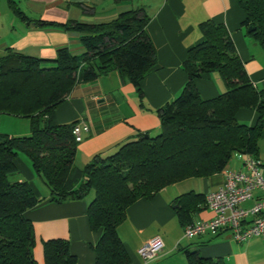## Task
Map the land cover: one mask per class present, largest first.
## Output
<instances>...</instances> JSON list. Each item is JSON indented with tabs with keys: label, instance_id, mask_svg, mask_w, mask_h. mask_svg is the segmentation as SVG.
<instances>
[{
	"label": "trees",
	"instance_id": "obj_1",
	"mask_svg": "<svg viewBox=\"0 0 264 264\" xmlns=\"http://www.w3.org/2000/svg\"><path fill=\"white\" fill-rule=\"evenodd\" d=\"M237 3L245 16L241 27L264 51V0ZM148 20L139 9L102 24L41 21L44 27L79 34L83 54L75 56L61 48L53 60L16 53L0 59V115L26 118L30 123L28 136L0 134V264H38L33 255V226L26 212L39 202L28 183L8 179L17 173L14 161L18 154L30 160L50 192V202L91 198L89 226L91 231L100 232L93 248L95 264H129L117 228L136 201L149 200L185 179L221 172L235 154L258 160L264 90L258 91L250 83L224 26L207 21L199 27L203 41L188 51L182 66L188 77L186 85L178 97L157 110L159 133L140 135L110 155L95 156L82 168L74 165L78 144L72 128L77 122L57 125L53 111L76 85L111 72L127 79L140 93V82L156 63L154 48L145 34ZM248 28L254 31L248 33ZM211 73L221 77L227 90L204 100L193 83ZM240 109L255 111L256 124L238 123L235 114ZM191 196L176 200L182 227L191 224L185 201ZM185 256L187 264H222L200 259L195 252H185ZM43 259L45 264H77L68 241L62 239L43 242Z\"/></svg>",
	"mask_w": 264,
	"mask_h": 264
},
{
	"label": "crops",
	"instance_id": "obj_2",
	"mask_svg": "<svg viewBox=\"0 0 264 264\" xmlns=\"http://www.w3.org/2000/svg\"><path fill=\"white\" fill-rule=\"evenodd\" d=\"M12 7L25 19L18 17ZM139 9L149 19L145 34L156 58L154 68L139 84L140 93L127 79L111 72L93 82L76 85L53 111L57 125L81 122L89 127L77 147L74 160L77 168L84 167L95 156L114 153L140 135L159 133L157 110L178 97L186 85L188 77L182 66L188 51L203 41L199 27L204 22L224 26L250 83L256 90H264V51L241 27L245 16L237 0H0V59L16 53L53 60L61 48L79 56L84 51L79 34L44 27L40 22L102 24L115 20L123 12ZM193 85L204 100L216 98L227 90L217 73L195 80ZM257 118L256 112L248 109L235 114L238 123L248 126L255 125ZM27 129L22 136L29 135ZM78 155L80 162L76 160ZM238 155L231 168L226 166L208 177L185 179L162 189L149 200L132 204L117 228L129 264H144L138 252L155 237L162 240L163 249L146 264H187L185 252H195L200 259L222 264H264V239L236 243L228 231L217 237L186 239L176 214L179 207L176 200L191 194L185 200L191 223L211 220L213 213L203 204V198L222 185L225 173L243 169L245 155ZM258 160L264 164V129L258 140ZM261 172L264 174V168ZM18 173L17 169L16 176ZM25 179L39 202L26 212L33 226V255L38 264H45L43 242L52 239L67 240L77 264H95L93 248L100 232L91 231L89 226L87 208L91 198L55 204L50 202V192L42 181L37 185L34 177ZM11 181L26 182L20 177Z\"/></svg>",
	"mask_w": 264,
	"mask_h": 264
},
{
	"label": "built area",
	"instance_id": "obj_3",
	"mask_svg": "<svg viewBox=\"0 0 264 264\" xmlns=\"http://www.w3.org/2000/svg\"><path fill=\"white\" fill-rule=\"evenodd\" d=\"M88 132V125L81 122L72 128L77 144L82 143L84 134ZM242 165L241 171L225 173L222 185L205 196V206L213 213V218L186 225L184 238L217 237L228 231L236 243H245L252 238L264 239V174L261 162L245 156ZM256 192L259 196H255ZM247 203H251L249 207L244 206ZM162 249V240L155 237L138 254L146 264L153 261Z\"/></svg>",
	"mask_w": 264,
	"mask_h": 264
},
{
	"label": "rangeland",
	"instance_id": "obj_4",
	"mask_svg": "<svg viewBox=\"0 0 264 264\" xmlns=\"http://www.w3.org/2000/svg\"><path fill=\"white\" fill-rule=\"evenodd\" d=\"M26 127H28L27 130H28V132H30V123H29V120L26 118L16 117V116H11V115H6V114L0 115V134H2V135L10 136V134H14V136H10V137H23L21 134H22V132H24V129H26ZM25 136H27V135H25ZM153 136H155V135H153ZM76 154H77V152H76ZM238 156H239L238 154H235V156L233 155L232 159L230 160V162L227 165V168H231L235 165V162L237 161L236 158ZM79 159H80V156L78 155V158L76 160L78 162H80ZM15 162H16L15 165L17 164L16 167H18L17 169H18L19 173L17 174V176L16 175L9 176L8 179L10 181L12 180L13 177H17V178L20 177L27 182V180L25 178L34 177L37 185H39L38 182H40L41 180L37 176V174L35 173L33 166H32V163L30 162V160L25 155L18 154L17 157L15 158ZM79 164H81V163H79ZM32 190H33V188H32Z\"/></svg>",
	"mask_w": 264,
	"mask_h": 264
},
{
	"label": "water",
	"instance_id": "obj_5",
	"mask_svg": "<svg viewBox=\"0 0 264 264\" xmlns=\"http://www.w3.org/2000/svg\"><path fill=\"white\" fill-rule=\"evenodd\" d=\"M252 31H254L253 28H248V29H247V32H248V33L252 32ZM146 137H147V136H146Z\"/></svg>",
	"mask_w": 264,
	"mask_h": 264
}]
</instances>
